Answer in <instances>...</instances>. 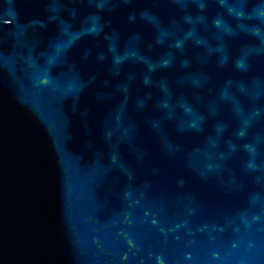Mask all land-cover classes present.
I'll list each match as a JSON object with an SVG mask.
<instances>
[{
	"label": "water",
	"instance_id": "1",
	"mask_svg": "<svg viewBox=\"0 0 264 264\" xmlns=\"http://www.w3.org/2000/svg\"><path fill=\"white\" fill-rule=\"evenodd\" d=\"M0 264H264V0H0Z\"/></svg>",
	"mask_w": 264,
	"mask_h": 264
}]
</instances>
